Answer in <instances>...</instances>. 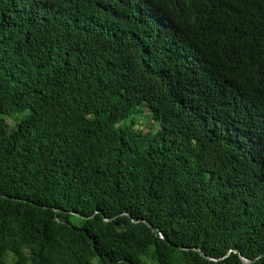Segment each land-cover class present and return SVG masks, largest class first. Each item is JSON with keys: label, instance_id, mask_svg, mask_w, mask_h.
I'll use <instances>...</instances> for the list:
<instances>
[{"label": "trees", "instance_id": "1", "mask_svg": "<svg viewBox=\"0 0 264 264\" xmlns=\"http://www.w3.org/2000/svg\"><path fill=\"white\" fill-rule=\"evenodd\" d=\"M0 264H264V0H0Z\"/></svg>", "mask_w": 264, "mask_h": 264}, {"label": "rangeland", "instance_id": "2", "mask_svg": "<svg viewBox=\"0 0 264 264\" xmlns=\"http://www.w3.org/2000/svg\"><path fill=\"white\" fill-rule=\"evenodd\" d=\"M9 119L11 121V118ZM123 122H134L136 127H142L146 130L151 128L153 131H157V129L160 127V122L156 119H153L151 112L146 110L143 105L137 109L136 113L125 119Z\"/></svg>", "mask_w": 264, "mask_h": 264}, {"label": "water", "instance_id": "3", "mask_svg": "<svg viewBox=\"0 0 264 264\" xmlns=\"http://www.w3.org/2000/svg\"><path fill=\"white\" fill-rule=\"evenodd\" d=\"M244 259V261H249V260H247V259H245V258H243Z\"/></svg>", "mask_w": 264, "mask_h": 264}]
</instances>
